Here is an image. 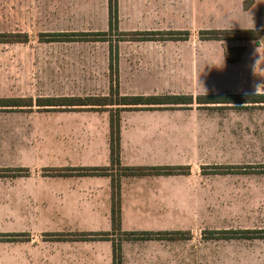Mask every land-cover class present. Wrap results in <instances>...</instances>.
<instances>
[{
	"label": "crops",
	"instance_id": "0c3cea01",
	"mask_svg": "<svg viewBox=\"0 0 264 264\" xmlns=\"http://www.w3.org/2000/svg\"><path fill=\"white\" fill-rule=\"evenodd\" d=\"M255 5L256 0H117V28L111 30L109 0H0V34L28 35L20 29L23 25L43 24L66 27L45 34H109L101 41L56 42L77 48L64 54L67 73L101 74V87L110 92L112 47L121 95L168 91L194 99L192 105L122 111L120 165L114 168L109 111L81 110L73 112H79L74 117L83 118V124L64 132L62 142L68 155L76 152L82 162L64 167L0 165V170H19L17 176H0V235H18L14 241L0 240V264H113L118 242V233L112 235L113 178L120 181L122 264H129L131 256L157 261L173 256L190 264H264V238L243 234L264 231V112L252 111L264 104L196 102L198 96L264 94L259 66L251 67L252 92L230 91L241 83L246 45L231 41L230 48L245 49L238 60L227 52V41L201 38L202 32L246 30L232 26L237 11H251ZM152 32L189 37L133 41L117 36ZM86 61L90 64L84 65ZM44 133L36 131L34 137L47 147L53 132ZM169 160L176 164L168 167H189V174L131 175L126 170L165 167L161 163ZM88 168L108 170L95 175L76 171ZM58 223L65 230L54 232ZM80 233L111 235L106 240H71ZM130 233L174 236L143 242L128 240L124 234ZM55 234L68 236L57 240ZM201 234L205 239L196 243ZM142 248L144 256L139 254Z\"/></svg>",
	"mask_w": 264,
	"mask_h": 264
},
{
	"label": "rangeland",
	"instance_id": "374dc122",
	"mask_svg": "<svg viewBox=\"0 0 264 264\" xmlns=\"http://www.w3.org/2000/svg\"><path fill=\"white\" fill-rule=\"evenodd\" d=\"M235 19V23L232 25L235 29L264 28V0H256V5L251 11H244L241 8L237 11ZM41 22H44V20H41ZM64 28L66 27L58 25H23L20 29L22 32L28 33L30 37L27 43L0 45V98L21 96L27 98L32 97L36 100L39 97L45 96L87 97L91 95H109L110 92L108 90L106 91L103 86L101 87L100 79L103 78V75L67 73L66 65L69 63L67 60L64 61V54L67 55L70 50L76 53L77 48L69 49V44L48 43L49 38L41 36L45 35V33ZM258 41L261 42L259 45L257 44ZM258 41H241L239 43V45H246L248 52L244 60V72L239 73L241 83L237 88L234 89L232 87L230 89L233 94L252 92L250 91L252 90V81L249 78L253 69L251 68L252 66H257V68L259 66L264 77V37H260ZM231 44L233 42L227 41V52L230 53L231 57L237 59L240 48H230ZM67 47L68 50L66 51L65 48L67 49ZM85 51L86 53L91 52L88 48H85ZM87 64L90 63L86 61L84 65ZM167 92L165 91L160 96H178ZM252 109L255 112H264L263 107L255 106ZM77 113L79 112H73L71 110H38L37 107H34L33 110L23 111L13 108H0V119H2L1 117L5 118L0 120V165H4L5 167H16L20 165L28 167H64L82 162L83 159H79L75 151L74 154L68 155L69 149L67 146H63L65 138L62 137L67 130L78 124H83L80 121L83 118L79 120L74 117V115L77 116ZM106 113L108 114V112ZM81 116L86 118L94 117L93 115L87 116L85 114ZM36 131L38 133L39 131L43 133L45 131H52L53 141L50 137L48 146H44L45 141H41V138L39 140V138L36 139L34 137ZM37 141L41 142L37 143ZM174 162L176 161L169 160L162 162L161 166L168 167L170 166L168 164H176ZM6 175L9 176L11 173H7ZM184 221L187 225L188 220L184 219ZM64 228H66V225L58 223L53 225L52 230L54 232H61L65 230ZM203 236L202 234L198 235L197 240H195L196 243L203 241L205 239ZM116 239L121 242V234H117ZM137 241L144 242L146 240ZM187 243L189 241H182L184 245ZM140 245L145 247L143 246L144 243ZM145 253L147 254L144 248L139 251V254L142 256ZM171 253L173 254L172 251ZM128 262L129 264H190L188 259L175 261L173 256L169 259L158 261L148 260L146 257L133 258L131 256ZM124 264H126L125 261Z\"/></svg>",
	"mask_w": 264,
	"mask_h": 264
},
{
	"label": "trees",
	"instance_id": "16d2710c",
	"mask_svg": "<svg viewBox=\"0 0 264 264\" xmlns=\"http://www.w3.org/2000/svg\"><path fill=\"white\" fill-rule=\"evenodd\" d=\"M246 7V6H245ZM109 16L111 30L117 28L118 9L117 0H109ZM48 39L47 42H63V41H101L107 40L108 33H53L41 35ZM119 40H135V41H156V40H187L188 33H118ZM260 37H264V29H246V30H224V31H208L202 32L201 38L205 40L220 41H258ZM29 41L27 34H0V43H27ZM244 47H240L238 60L244 51ZM117 51L110 49V71L111 86L108 96H87V97H39L33 98H7L0 99V108H13L17 110H82V111H111L110 112V158L111 167L120 165V113L122 111L136 110H154L164 107L192 105L194 99L192 96H125L121 95L118 88L117 79ZM116 77V79H115ZM198 104H264V94L256 95H215V96H198L196 98ZM115 108V109H114ZM264 108V107H263ZM221 169V168H216ZM82 171L83 174L95 175L108 169L88 168L76 169ZM131 175H188L189 167H154V168H128L126 169ZM19 170L8 169L0 170V172L11 173L9 176H17ZM67 171V170H66ZM59 172V171H58ZM62 172V171H61ZM6 173V174H7ZM220 173V172H218ZM1 173L0 176H8ZM112 235L120 234L121 213H120V181L119 178H113L112 184ZM244 236L251 234L254 238H264V231H256L253 233H243ZM111 234L108 233H80L71 235V240H106ZM55 239L62 240L68 235L55 234ZM128 240H158L173 237L169 233H130L124 234ZM18 235H0V240L14 241ZM114 263L122 264V251L120 241L114 243L113 248Z\"/></svg>",
	"mask_w": 264,
	"mask_h": 264
},
{
	"label": "water",
	"instance_id": "95a60500",
	"mask_svg": "<svg viewBox=\"0 0 264 264\" xmlns=\"http://www.w3.org/2000/svg\"><path fill=\"white\" fill-rule=\"evenodd\" d=\"M260 43H261L260 41L257 42L258 45H259Z\"/></svg>",
	"mask_w": 264,
	"mask_h": 264
},
{
	"label": "built area",
	"instance_id": "2783aa9c",
	"mask_svg": "<svg viewBox=\"0 0 264 264\" xmlns=\"http://www.w3.org/2000/svg\"><path fill=\"white\" fill-rule=\"evenodd\" d=\"M263 88H264V85H263Z\"/></svg>",
	"mask_w": 264,
	"mask_h": 264
}]
</instances>
